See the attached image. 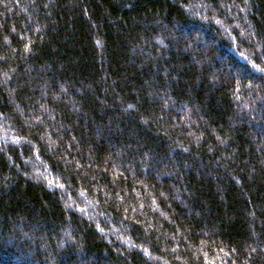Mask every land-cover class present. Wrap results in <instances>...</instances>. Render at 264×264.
Instances as JSON below:
<instances>
[{
	"label": "trees",
	"instance_id": "1",
	"mask_svg": "<svg viewBox=\"0 0 264 264\" xmlns=\"http://www.w3.org/2000/svg\"><path fill=\"white\" fill-rule=\"evenodd\" d=\"M0 264H264V0H0Z\"/></svg>",
	"mask_w": 264,
	"mask_h": 264
}]
</instances>
